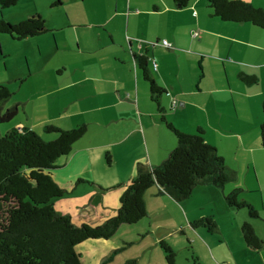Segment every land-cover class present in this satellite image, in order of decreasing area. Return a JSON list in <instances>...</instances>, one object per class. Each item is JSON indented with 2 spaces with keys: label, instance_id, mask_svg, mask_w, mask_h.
Returning <instances> with one entry per match:
<instances>
[{
  "label": "crops",
  "instance_id": "crops-1",
  "mask_svg": "<svg viewBox=\"0 0 264 264\" xmlns=\"http://www.w3.org/2000/svg\"><path fill=\"white\" fill-rule=\"evenodd\" d=\"M57 1L61 3L52 6L65 2L52 0ZM245 1L264 8V0ZM91 21L99 29L96 47L87 48L84 55L80 47L77 50L80 59L60 88L69 114L50 123L64 129L88 126L53 171L65 191L55 201L59 212L71 215L76 225H98L115 216L139 165L158 166L177 146L168 123L187 134L202 128L206 141L224 157L232 179L243 170L258 173L254 154L264 150L263 29L220 19L206 0H191L182 8L174 0H98ZM138 56L146 57L156 83L165 90L160 105L152 99ZM69 69L59 67L58 74ZM242 74L257 76L258 83L247 84ZM145 203L146 217L123 224L130 228L120 226L122 240H85L77 247L81 259L100 264L130 245L139 243L147 252L161 240L176 250L177 243L168 238L181 231L194 245L204 247L205 264H225L194 225L195 188L191 197L178 201L154 185L146 191ZM156 257L163 260V251Z\"/></svg>",
  "mask_w": 264,
  "mask_h": 264
},
{
  "label": "trees",
  "instance_id": "trees-1",
  "mask_svg": "<svg viewBox=\"0 0 264 264\" xmlns=\"http://www.w3.org/2000/svg\"><path fill=\"white\" fill-rule=\"evenodd\" d=\"M18 1L0 0V5L4 9ZM190 1L174 0L178 8L187 6ZM206 1L213 14L222 20L249 22L264 30V8L245 0ZM60 3L57 1L53 5ZM46 22L40 13L16 25L0 16V33L9 34L16 40L35 37L49 31ZM137 60L149 82L153 101L160 105L165 90L156 83L146 57L138 56ZM241 79L249 85L258 83L255 75L242 74ZM11 94L6 85H0V125L11 121L19 112V105L3 109ZM262 112L260 130L264 148V100ZM168 127L176 136L177 146L158 166L140 164L136 176L121 196L117 214L98 225H76L71 215L61 213L55 207V201L65 191L57 183L53 171L59 167V160L66 159L74 144L86 134L87 124L68 129L45 125L44 133H57L54 139H47L29 127H14L0 134V264H83L78 245L88 239L111 238L121 225L133 224L146 217L145 193L152 186L158 185L161 191L182 201L191 197L198 184L224 187L232 179L224 157L206 141L202 128L195 134H187L170 123ZM106 160L110 163L109 154ZM225 197L230 205L247 206L251 215H257L252 205L238 199L236 190ZM194 225L207 226L210 231L217 228L212 216L202 217ZM242 233L248 246L262 248L264 241L250 223L243 224ZM160 248L166 264H177V251L170 244L161 240ZM193 260L200 264L198 257ZM123 264H138V261L132 258Z\"/></svg>",
  "mask_w": 264,
  "mask_h": 264
},
{
  "label": "rangeland",
  "instance_id": "rangeland-1",
  "mask_svg": "<svg viewBox=\"0 0 264 264\" xmlns=\"http://www.w3.org/2000/svg\"><path fill=\"white\" fill-rule=\"evenodd\" d=\"M64 1L59 6H52V0H19L16 5L4 9L0 5V16L12 24L40 13L50 30L22 40L0 33V85H6L12 93L3 109L19 105L16 117L0 125V134L14 127H29L42 136L56 137L57 133H44L43 127L60 115L69 114L64 108V91L60 88L70 79L72 64L80 59L78 55H84L87 48L96 47L94 38L99 29L92 24L91 18L97 11L98 0ZM66 65L70 68L68 72L59 75L58 68ZM254 160L259 167L258 173L252 169L247 174L243 170L240 177H234L224 187L206 183L195 186V219L212 216L217 222L213 231L202 225H197V229L207 236V245L213 246L215 257L225 264H264V244L261 249H254L248 246L242 233L243 224L248 222L264 241V150L254 154ZM234 190L238 199L252 205L257 215H251L247 206L228 203L225 195ZM123 226L122 230L130 228ZM191 229L199 234L198 230ZM118 230L111 238L119 241L123 231ZM186 236L185 232L179 231L175 237L168 238L177 243V264H195V256L200 264H205L204 247L197 246V242L194 245ZM200 239L204 240L201 234ZM157 253L162 254L160 246L144 252L136 243L100 264L103 261L105 264H123L132 258L137 259L138 264H166L164 257L156 260ZM199 255H202L201 259ZM86 261L82 260V263L87 264Z\"/></svg>",
  "mask_w": 264,
  "mask_h": 264
},
{
  "label": "built area",
  "instance_id": "built-area-1",
  "mask_svg": "<svg viewBox=\"0 0 264 264\" xmlns=\"http://www.w3.org/2000/svg\"><path fill=\"white\" fill-rule=\"evenodd\" d=\"M163 43L165 44V45H167V46H169L170 44H169V42L167 41V40H164L163 41ZM175 104H176V102L174 101V104H173V106H175Z\"/></svg>",
  "mask_w": 264,
  "mask_h": 264
}]
</instances>
